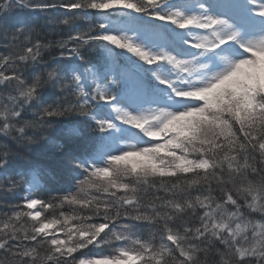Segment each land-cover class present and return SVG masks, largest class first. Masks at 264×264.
<instances>
[{"label":"snow or ice","instance_id":"snow-or-ice-1","mask_svg":"<svg viewBox=\"0 0 264 264\" xmlns=\"http://www.w3.org/2000/svg\"><path fill=\"white\" fill-rule=\"evenodd\" d=\"M0 264H264V0H0Z\"/></svg>","mask_w":264,"mask_h":264}]
</instances>
